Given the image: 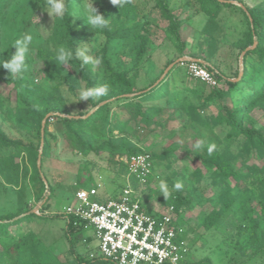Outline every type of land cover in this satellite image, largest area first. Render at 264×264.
Here are the masks:
<instances>
[{
  "label": "rangeland",
  "instance_id": "374dc122",
  "mask_svg": "<svg viewBox=\"0 0 264 264\" xmlns=\"http://www.w3.org/2000/svg\"><path fill=\"white\" fill-rule=\"evenodd\" d=\"M9 8L3 21L0 22V58L7 59L15 51L10 47L15 40L24 33L33 35L30 45V53L26 57L30 61L26 71L30 75V86L32 92L30 97H35L50 90V85L44 81L42 63L36 57V51L49 36L53 20L43 12L46 10L47 0H8ZM94 1L92 0L93 6ZM126 0H123V3ZM138 13L141 23H145L150 44L148 50L139 62L135 65V43L136 32L127 40L111 41L107 45L106 57L112 66L118 69H128L129 75H136L137 88H144L157 79L164 78V71L171 61L181 58L197 57L212 63L216 69L230 80L238 79L236 73H240L243 67V60L236 44L247 30V25L238 9H223L218 18V28L214 41L202 30L208 17L199 12L198 5L194 0H169L173 14L181 20L179 30L180 39L185 47L180 53L179 49L172 45L165 37L164 29L167 23L161 19L158 11L154 8L153 0H130ZM248 7L264 3V0H240ZM239 7L238 1H233ZM90 0H82L79 6L74 8L73 21L87 14ZM104 8L111 7L116 13L120 5L116 0H100ZM37 17V20L35 17ZM42 27V28H41ZM44 28V29H43ZM47 30V31H46ZM87 44V45H84ZM105 39L101 35H92L81 42L78 48L87 47L88 55L93 57L102 49ZM251 60V61H250ZM248 63L255 61L254 58L247 60ZM91 76L98 84L105 83L106 78L102 68L88 64ZM263 67L264 63L256 64ZM70 67V66H69ZM67 66L64 67L59 92L64 98L65 109L70 115L90 113L94 109L87 101H80L77 89L85 86L79 75ZM15 77V76H13ZM80 79V80H79ZM168 85V96L165 113L153 118L149 126L139 124L138 120H129L128 114L114 103L107 114H103L96 122V141H110L116 146L136 148L150 155L158 156L165 150H172L173 154L165 160H156L154 164V179L149 187L150 191L146 200V209H162L158 188L161 179L167 180L171 195L179 191L184 202L185 212L181 218L185 221L187 239V257L183 264H202L208 260L210 264H264V257H258L247 261V256L238 250V246L244 241V227L248 223L251 207L255 205L248 202L249 194L255 192V182L259 175L252 174L237 191L230 181L226 189H232V193L238 195L236 204L225 211L222 218L209 231L202 229V220L205 214L211 209L223 210L220 202V186L217 181L211 178L210 172L201 164L200 151H195L193 145L197 140L204 139L206 144L214 143L219 151L229 149L235 155L233 168L237 173L246 174L249 169L261 167L264 158L259 157L254 150L245 152L237 145V142L230 144L227 137L228 128L222 124L211 126L210 129L201 128L188 122L187 117L176 112L177 100L175 96L189 95V100L198 105L197 96H191L189 89L195 88L197 82L187 73L185 63H179L174 67L166 78ZM233 81V82H237ZM201 89L205 96L212 87ZM219 91H228L223 101L207 106L203 115L208 119L216 117L221 111L224 103L229 107L241 105L244 97L249 93L248 86L240 85L235 89H229L225 83L214 87ZM24 89H22V93ZM98 99H94L97 101ZM165 100V99H164ZM164 100L158 102L160 105ZM0 101L2 112L6 107L13 109L16 104V91L13 83L4 84L0 82ZM255 121L256 129L264 128L262 113L254 111L251 114ZM0 116V128H2L12 139L22 140L24 143L37 145L35 133H28L17 129L13 123L6 121ZM49 151L47 157L40 161L41 177L45 185L43 196L47 199V207L42 212L40 208L37 215L43 214L45 218L34 219L24 223L20 227L9 228L10 235L24 230L33 233L41 242L39 247L40 264H71L73 256L83 260L90 259V254L95 250V241L90 239L89 243L78 241L75 245L74 255L68 251V244L64 236L65 221L55 218L63 213L65 207L73 199L74 192L87 180L88 175L93 179L92 185L103 182L104 186L99 189V195L104 196L117 190L123 183L121 175L116 173V161L118 156L110 154L84 155L76 151L65 137L63 127L54 124L50 120ZM40 150V149H39ZM19 181L17 185H8L0 178V214L15 211L18 207H40L41 203L35 202V194L40 186L32 180V168L29 158L22 154L19 159ZM196 171H199L197 173ZM182 182V188L176 190L174 182ZM91 184V183H90ZM89 184V186H90ZM91 185V186H92ZM46 186L50 187L51 195ZM147 192H144V194ZM256 193V192H255ZM151 208V209H150ZM251 211V212H250ZM256 213L250 216L255 217ZM22 227V228H21ZM21 228V230L19 229ZM92 238V230L87 231ZM24 264H30L31 254L23 250Z\"/></svg>",
  "mask_w": 264,
  "mask_h": 264
},
{
  "label": "trees",
  "instance_id": "16d2710c",
  "mask_svg": "<svg viewBox=\"0 0 264 264\" xmlns=\"http://www.w3.org/2000/svg\"><path fill=\"white\" fill-rule=\"evenodd\" d=\"M82 0H65L67 13L63 19L54 18L53 25L49 36L44 40L43 45L37 49L36 57L42 63V73L44 81L50 85V90L45 93L38 94L35 97H30L32 87L30 86V75L25 70L22 79L9 76L6 70L0 68V82L4 84L13 83L16 91V104L13 109L6 107L2 112L0 108V116H4L6 121H10L13 125L28 133H35L37 145L32 143H24L19 139H12L8 134L0 128V178L8 185H17L19 181V163L18 159L22 154H26L29 158V164L32 168V180L40 186V190L35 194V202L41 203L40 210L43 212L47 207L49 198L43 196L45 185L41 177V171L37 169V157L40 149V130L41 123L47 114L50 117L46 119L44 124L43 146L41 148V160L48 155L49 151V132L48 126L50 120L54 119V124L63 127L65 137L72 143L73 148L83 153L84 155L102 153L110 154L112 157L118 156L130 157L139 153H143L136 148H127L125 146L113 145L110 141H96L94 133L96 132V122L103 114H107L110 107L116 103V106L121 108L128 114L129 120H138L139 124L149 126L153 118L161 116L165 113V106L167 104L168 85L167 76L170 71L176 67L180 62L171 61L167 67L173 64L164 78L157 79L147 87L137 88L136 75H129L128 69H118L111 65L110 60L106 57L107 45L111 41L127 40L134 32H136L135 43V65H138L143 56H145L150 40L145 23H141L134 4L130 0H126L122 6L119 7L116 13L111 10V7L104 8L100 0L94 1V6L98 12L108 19V26L105 29H90L85 19L86 14L82 15L76 21H73V12L76 6L81 4ZM154 8L158 11L162 20L167 23L164 29L167 40L179 49L181 53L185 47L184 42L181 41L179 30L181 28V20L178 19L170 8L169 0H153ZM228 1H238L245 10L237 7ZM198 5L199 12L205 14L208 19L202 32L208 36L209 42L214 41L216 31L218 28L219 14L223 9H238L243 16V20L247 25V30L242 38L236 44L240 51V55L244 52L242 57L243 67L241 76L236 73L237 82L231 81L228 77L220 73L216 67L206 61L210 67L217 71V80L220 83H225L229 89H235L240 85H246L249 88V93L244 97L241 105L237 107H229L226 104L221 105L222 113L216 117L208 119L203 115V111L210 104L216 100L223 101L227 96L228 91H219L214 87L203 96L201 89L209 88L208 85L195 79L197 84L195 88L189 89L191 96H197L198 105L192 103L188 98L189 95L175 96L177 105L176 112L183 113L188 122L201 128L210 129L211 126L224 124L228 128L227 137H229L230 144L237 142V145L245 152L254 150L259 157L264 158V128L256 129L255 121L251 114L254 111L262 113L264 118V66L257 67L256 64L264 63V3H259L255 6L248 7L240 0H194ZM9 8L8 0H0V22L4 20L7 10ZM69 16V17H68ZM92 35H101L105 39V44L97 53V56L102 58L100 67L102 68L106 81L109 85L107 95L100 97L97 101L91 100L89 103L94 109L90 114H79V118H68L73 116L65 109L64 98L59 92L61 81L63 80V70L65 66L56 64V55L59 48H78L80 43L85 41ZM256 41V45L250 49ZM192 59H199L191 57ZM254 58L255 61L248 63L247 60ZM203 60V59H200ZM205 61V60H203ZM251 61V60H250ZM82 61L80 59H72L70 67L79 75L84 83L88 86L97 85V81L91 76L88 65H85L81 70ZM26 65H30V61L26 59ZM166 67V68H167ZM210 69V68H209ZM22 89L24 92L22 93ZM165 99V100H164ZM164 100L163 105L158 102ZM103 103L102 105H100ZM1 107V101H0ZM87 115V116H86ZM85 116V117H84ZM3 118V119H4ZM211 130V129H210ZM173 154L172 150H165L158 156L151 155L153 166L156 160H165ZM200 161L202 166L210 172L211 178L220 186V202L223 204V210L217 211L211 209L208 214H205L202 220V229L204 231L211 230L216 223L222 218L225 211L231 209L238 201V195L232 193V189H226L230 181L233 182V187L240 191L242 185L246 183L247 179L252 175H259L260 178L255 182V192L249 194L247 201L255 203L251 207V213H256L255 217L250 216L248 223L243 225L244 241L238 246V250L247 256V261L264 257V163L261 167H254L249 169L246 174L237 173L233 164L235 163V155L229 149L219 151L217 148L208 154L206 148L201 150ZM116 173L123 175L126 167L120 160L116 161ZM41 168V166H40ZM200 174L199 171H196ZM91 183V184H90ZM93 183V179L88 175L87 180L81 184L78 189H89ZM90 184V186H89ZM95 185V184H94ZM93 186V185H92ZM134 187L137 184L133 183ZM46 189L51 190L46 186ZM77 189V190H78ZM76 190V191H77ZM147 193L144 195L142 206L146 209V200L150 191L149 187L146 189ZM75 191V192H76ZM74 192V194H75ZM241 192H243L241 190ZM73 194V196H74ZM51 195V192L49 193ZM161 207L167 208L173 206L175 211L180 214L185 212L184 202L180 196L179 191L170 195L166 199H162ZM31 207H18L13 212L0 214V264H24L23 250H28L31 254L30 264H40L39 247L40 240L33 233L17 232L16 235H10L9 228L12 226L20 227L24 223L33 221L34 219H43V214L29 213ZM151 213V211L147 210ZM65 221L64 236L68 244V251L74 255L75 245L78 241L85 240L89 243L90 236L86 233L89 230L84 228L83 223L78 220L65 216L63 214L56 216ZM22 228V227H21ZM21 228H19L21 230ZM71 264H112L109 261L101 258H90L88 260L80 259L78 256H73ZM202 264H210L208 260H204Z\"/></svg>",
  "mask_w": 264,
  "mask_h": 264
},
{
  "label": "built area",
  "instance_id": "2783aa9c",
  "mask_svg": "<svg viewBox=\"0 0 264 264\" xmlns=\"http://www.w3.org/2000/svg\"><path fill=\"white\" fill-rule=\"evenodd\" d=\"M181 63H185L191 78L210 87L219 85L217 71L206 61L186 58ZM120 161L126 170L121 176L123 184L117 190L100 196L103 182L89 189H78L62 214L92 230L96 248L91 258L112 264L185 263L187 235L182 213L178 214L173 206L164 210L150 208L149 213L142 206L144 192L157 179L151 155L143 152L122 157Z\"/></svg>",
  "mask_w": 264,
  "mask_h": 264
},
{
  "label": "clouds",
  "instance_id": "9594fccd",
  "mask_svg": "<svg viewBox=\"0 0 264 264\" xmlns=\"http://www.w3.org/2000/svg\"><path fill=\"white\" fill-rule=\"evenodd\" d=\"M116 3L117 5L122 6L123 0H116ZM43 12L47 13V15L51 18V20L57 17L63 19L67 13L65 0H47L46 10H43ZM35 18L37 20V17ZM83 18L85 19L90 29L93 28L105 29L108 26V19H106L102 14H100L98 12V9L93 7L92 0H90V3L88 5L87 14ZM32 41H33L32 34L24 33L20 35L19 38L15 40L13 46L10 47L12 49H15V51L11 53L7 59L0 58V68L6 70L9 76H15L18 79L23 78V74L27 68L26 57L31 51L30 45ZM87 52H88L87 47H84L82 49L81 48L66 49L64 47H61L59 48L56 55V62H57L56 64L60 66L69 67L71 60L76 58L82 61L81 70H83L85 65L92 64L93 66H99L102 63L101 57L99 56L93 57L91 55H88ZM108 91H109V85L107 83H102L90 87L85 82L84 87L77 89V93L80 101H87V102L94 99H99L100 97L107 95ZM205 148L207 150V153L211 154L215 150L216 145L214 143L206 144L204 139L197 140L193 145V149L195 151L204 150ZM173 186L176 190H180L182 188V182L177 179L174 182ZM158 188L160 191V195H162L164 199L168 198L171 195V191L169 189V184L167 180L161 179L159 181Z\"/></svg>",
  "mask_w": 264,
  "mask_h": 264
},
{
  "label": "water",
  "instance_id": "95a60500",
  "mask_svg": "<svg viewBox=\"0 0 264 264\" xmlns=\"http://www.w3.org/2000/svg\"><path fill=\"white\" fill-rule=\"evenodd\" d=\"M227 3L234 4L233 1H228ZM238 6H239L240 8H242L243 10H245L244 7H243L241 4H238ZM255 45H256V41L253 43V45H252L251 47H248L246 50H250V49H252ZM243 55H244V52H242V54H241V60H242ZM185 60H186V58H181V59H178V60L176 61V63H178V62H183V61H185ZM195 61H198V60L195 59ZM173 64H174V63L170 64V65L165 69V71H164V75L169 71L170 68L173 67ZM240 76H241V73H240L239 77H240ZM236 80H238V79H236ZM236 80H231V81H236ZM102 104H103V103H101L100 105H102ZM88 114H90V113H88ZM86 116H87V115H86ZM49 117H50V114H47V115L45 116V118L43 119L42 123H41V130H40V135H41V140H40V150H39V152H38L37 163H36V165H37V169H38L39 172L41 171V168H40V159H41V148H42V146H43L44 124H45L46 119L49 118ZM67 117H68V118H75V119L79 118V116H67ZM84 117H85V116H84ZM40 173H41V172H40ZM39 208H40V207H35V208H33L29 213H31V214H32V213H36V212L38 211Z\"/></svg>",
  "mask_w": 264,
  "mask_h": 264
},
{
  "label": "crops",
  "instance_id": "0c3cea01",
  "mask_svg": "<svg viewBox=\"0 0 264 264\" xmlns=\"http://www.w3.org/2000/svg\"><path fill=\"white\" fill-rule=\"evenodd\" d=\"M90 239H93V236H92V238L90 237ZM94 240V239H93ZM95 241V240H94ZM95 245H96V242H95ZM96 248V247H95Z\"/></svg>",
  "mask_w": 264,
  "mask_h": 264
}]
</instances>
